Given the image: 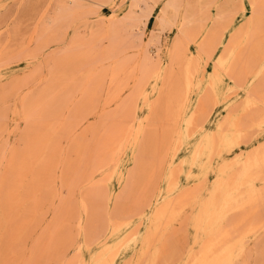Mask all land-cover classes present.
<instances>
[{
  "label": "bare ground",
  "instance_id": "bare-ground-1",
  "mask_svg": "<svg viewBox=\"0 0 264 264\" xmlns=\"http://www.w3.org/2000/svg\"><path fill=\"white\" fill-rule=\"evenodd\" d=\"M54 1V13L41 14L37 35L20 48L0 40V80L17 68L14 62L29 67L40 60L41 66L13 80L10 89L0 91V99L34 82L46 65L50 69L46 88L25 112L32 124L25 146L11 152L0 180V199L8 202L0 264H118L124 255L123 264H264V0ZM107 6L114 13L109 18L102 12ZM91 15L99 18L100 27L85 23L86 32L77 30L76 22ZM152 16L162 31L175 34L165 49L159 47L161 36L143 45L142 24ZM70 28L74 33L69 38ZM225 34H230L228 44L218 49ZM61 44L46 55L52 45ZM135 47L139 49L130 55ZM210 62L213 70L205 74ZM107 80L104 103L116 104L117 110L106 112L100 126L78 132L96 113L92 106ZM140 101L145 113L138 116ZM220 105L229 106L227 113L209 128ZM65 109L71 116L63 115ZM88 136L95 143L84 142ZM64 144L69 145L67 159ZM184 147H192L190 158L178 163L177 153ZM125 155L129 162L124 166ZM188 162L200 170L187 173L195 183L181 186ZM81 166L80 176L76 171ZM94 167L104 170L101 178H90ZM59 169L66 175L60 178L62 192L68 195L78 184L100 191L115 181L123 183L107 212V226L114 231L139 217L119 241L103 243L88 263L82 247L98 240L97 224L104 221L90 193L81 198L87 218L61 204L57 211L64 217L42 230L37 244L26 243L29 229L38 227L45 214L40 191L58 181V176L48 178V172ZM211 171L217 174L213 187L207 185ZM163 177L165 186L160 187ZM75 218L84 242L77 246L76 258L66 259L71 244L65 229ZM144 220V246L127 255ZM190 229L194 246L184 250Z\"/></svg>",
  "mask_w": 264,
  "mask_h": 264
},
{
  "label": "rangeland",
  "instance_id": "rangeland-1",
  "mask_svg": "<svg viewBox=\"0 0 264 264\" xmlns=\"http://www.w3.org/2000/svg\"><path fill=\"white\" fill-rule=\"evenodd\" d=\"M119 1H122V0H119ZM28 8L31 11H27ZM55 8H56V5H55L54 0H0V30H1L0 31V40L2 41L5 39V41H4L5 43L2 42L3 44H6L10 40V42H8V43L11 45L12 48H14V49L20 48L22 43H25V40H29L31 38V36L37 35L36 30H38V28H40L41 23L43 21V20H41V14H45L46 16H50L51 14L54 13ZM102 12H104V15L107 18L113 16V14H114L111 11V8L109 6L103 7ZM21 13H23V14H21ZM24 13H28V15L24 14ZM25 15H26V17H25ZM16 17H19V18H16ZM8 18H9V20H8ZM27 18H30V19H27ZM16 19H19V20H16ZM5 20L8 21L9 24ZM25 20H26V22H25ZM38 20H41V22L39 21L37 23ZM99 21L100 20L97 16L91 15L90 17H88V20H86V21L85 20H82V21L78 20L76 22V29L79 30L80 32H83V33L86 32L87 30L84 27L85 23L89 24L90 26H94L96 28H99L100 27ZM32 22H35V23H32ZM1 25H2V27H1ZM18 26H19V28L17 30ZM23 27H24V29H22ZM36 27H37V29H36ZM142 28L144 29V33L142 35L143 40H144L143 45L149 44V40L152 36H156L157 39L161 36L160 41H159V47H161L162 49H165L167 47V45L170 44L175 38V34L173 32L162 31L161 26L159 24V21L157 20V18L155 16L150 17L146 21V24H142ZM28 29H30V31ZM26 30H28L29 33H28V31H27V33H25ZM4 32L6 35L4 34ZM141 32H142L141 30L135 31V33L137 35H140ZM73 33H74V28H70V30H68V37L69 38L72 37ZM10 34H12V35H10ZM1 35H2V38H1ZM3 36H5V37H3ZM229 36H230V34H225L224 36H222V39L220 40L222 42H219V44H218L219 48L218 49H221L222 47H224L225 45L228 44V41H229L228 37ZM1 41H0V45L2 44ZM31 42H32V44L34 43V41H31ZM63 45L64 44H61L60 47L58 45H52V47H50L46 50V55L50 54L53 50H54L53 52H55L57 47L59 49ZM138 49H139V47H135L133 49H130L129 50L130 55L135 54ZM38 62L40 63V60L35 61L32 64L33 67H32V65H30L29 67H26V65L22 64L21 62H16V63L14 62L15 64L13 63L12 65L17 66V68L16 69L14 68V71L12 70L13 72L8 70L5 73V76L2 78L3 80L2 79L0 80V91H3L4 89L5 90L10 89L11 88L10 86L12 85L11 82H13V80H15L16 78H23L24 76L30 75L33 71H36V68H37L36 66H38V68L40 69L41 66L39 65ZM36 63H38V65ZM28 68H31V69H28ZM212 70H213V63L210 62V64L206 67L204 73L208 74ZM41 71H42V72H40L41 75L38 77V79L36 78L34 82H31L30 84H27L26 86H20L14 93H12V95H9L6 98L0 99V180L6 174L7 170L5 167H6V164H7V161H8V158H9L11 152L14 149L22 150L25 146V142L27 141L25 133L27 131L30 132L32 124H30L31 122L26 119V114H25L26 109H28L31 101L36 99V97L40 94V92H42L44 90V88H46L48 81H49L48 80L49 74H50L49 66L46 65V67H43ZM20 75L21 76L23 75V76L21 77ZM44 75L48 76V77L45 78ZM42 79H43V81H39ZM254 82L255 81H253V80L252 81L249 80L250 85H252ZM103 88H105V90H103ZM103 88H101L100 92H99V94H100L98 97L99 101L96 102V104L92 106V109L97 108V109H95L96 113L94 115L93 114L90 115L89 118L84 120V122L80 126H78V128H76V130L78 132L81 130H84L85 126H88V125H92V124L96 125L97 124V126H100V123L105 121L103 119L104 118L103 115L106 112H113V111L117 110L116 104L106 105L104 103L106 93L108 92V80L105 83ZM148 89H149L150 93L153 92V81L150 82ZM101 90H102V92H101ZM128 91L129 90L127 89L126 92L123 93V97L128 94ZM75 96H76V100H79L82 95L80 92H77ZM85 107L88 109L90 106H85ZM143 107H144V103H143V101H140V103L138 104V110H137L138 116H141L145 113V110L143 109ZM86 108H83V109H86ZM228 108H229V106L224 107V106L220 105V107L214 113L212 118L207 122V126L209 128H214L216 126L218 119L222 118L225 115V113H227ZM63 115L66 117L71 116V111H68V109H65ZM263 137H264V134H263V136H261V138H263ZM195 139H197V138L194 137V139H192V140L195 141ZM83 141L86 143H89V142L95 143V140L91 136L85 137ZM68 147H69V145H67V144H64V146H63V152L66 151L65 153H63V157L66 156L65 157L66 159H67V155H69L68 151H67ZM243 147L246 148V145H243ZM237 150H239V149H237ZM191 152H192V147H186V148L184 147V148L180 149V151L177 153L176 161L178 163L181 161H185V160L188 161L190 158ZM128 157H129L128 155H125V157H124V166L127 165L129 162ZM125 169H127V168H125ZM191 169L195 174H197L200 170L198 164H195L194 166L191 167L189 162L185 163L184 171L181 175V186H189V185H192L193 183L196 182V178H194V177L189 178L187 176V173ZM81 171L82 172L84 171V166H81L76 171V173L81 176L82 175ZM103 171L104 170H97L96 171L95 167L92 168L90 170V173H89L90 178H101ZM53 173H54V175H53ZM63 175H65V174L62 173L61 169L54 171V172H48V175H47L48 178L58 176V181L56 184L52 183L46 187H43L42 191H40V192L45 194V202L43 203L45 206V214L41 218V222H40V225L38 227H34V229H32V231H31V229H29L30 231H28V234L26 236V243L27 244H37V240H38L37 238L40 237L42 230H45L49 226H51L53 221L58 220V219H62L64 217V212L59 213L57 211V207L61 204L64 205L65 209L68 207L77 209V212H78L77 216L78 217L82 216V218L85 219L86 215H85V213L81 207V198H82V196L86 195L87 193H90L91 197L94 199L93 205L98 207L97 213L102 214L101 216L103 217L104 221L97 224L98 240L91 247H87L85 245H83V247H82V253L81 254L83 255L84 259L86 260V263H88V262H91L93 257L99 252L101 245L103 243H105L107 241H111V242L119 241L122 237H124V235L128 232V230L132 229L138 223L139 217L133 218V220L130 224H126L121 229L114 231L111 227L107 226V219H108L107 212L109 213L110 210L112 209V207L114 206V203L117 200V193L123 188V183L115 181V182L109 184L107 187H103L100 191L96 190L94 186L88 185V183L78 184L74 188L73 194L68 195V194L62 192L61 181H60L61 179L60 178H62ZM164 179H165V177H163V179H161V181L159 182L160 187L165 186V182H164L165 180ZM216 180H217L216 172L211 171L209 173V176H208L207 185L213 187ZM8 187H9V184L6 182L4 184V188L7 189ZM54 191L59 192V195L52 194V192H54ZM63 198H65L64 201L62 200ZM4 200L0 199V230H1L0 235H1V240H2L1 243L2 244H5V242H6V237H5V235H3V232L5 230L4 213H5V210H6L7 205H8V202L6 201V199H4ZM105 208H107L106 211H105ZM146 214H147V212H146ZM76 230H77V228H76V218H75L71 221V228L69 226V228L65 229V236H66V234L68 236H70L68 244H71L65 250V258L66 259L76 258V255L78 252L77 246L80 243L82 244L84 242V235L82 233H79L78 231L76 232ZM146 232H147V225H146V221L144 220V223L140 227V237L136 243L132 244L129 251L127 252V255L134 254V253L136 254V253L141 251L142 247L144 246V244H143L144 238L143 237L146 234ZM194 235H195V231L193 229H190L189 230V242L187 244H183L184 250H188V249H190L191 246H194L192 243ZM28 237H29V239H28ZM252 244H254V242ZM124 256L119 258L118 264L124 263V258H125Z\"/></svg>",
  "mask_w": 264,
  "mask_h": 264
}]
</instances>
